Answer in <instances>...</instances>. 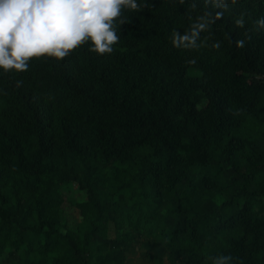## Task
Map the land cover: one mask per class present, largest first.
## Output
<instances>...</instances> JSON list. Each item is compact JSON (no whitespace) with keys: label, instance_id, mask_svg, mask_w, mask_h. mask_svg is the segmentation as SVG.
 Here are the masks:
<instances>
[{"label":"trees","instance_id":"trees-1","mask_svg":"<svg viewBox=\"0 0 264 264\" xmlns=\"http://www.w3.org/2000/svg\"><path fill=\"white\" fill-rule=\"evenodd\" d=\"M137 4L0 70V264H264V0Z\"/></svg>","mask_w":264,"mask_h":264},{"label":"clouds","instance_id":"clouds-1","mask_svg":"<svg viewBox=\"0 0 264 264\" xmlns=\"http://www.w3.org/2000/svg\"><path fill=\"white\" fill-rule=\"evenodd\" d=\"M137 7V0H0V70L24 72L34 57L62 60L85 43L98 54L111 53L120 39L115 21L123 9ZM208 23L194 25L191 34L174 32L173 45L195 47ZM211 264H234V258L219 254Z\"/></svg>","mask_w":264,"mask_h":264},{"label":"rangeland","instance_id":"rangeland-1","mask_svg":"<svg viewBox=\"0 0 264 264\" xmlns=\"http://www.w3.org/2000/svg\"><path fill=\"white\" fill-rule=\"evenodd\" d=\"M76 213H78V210H76ZM144 248H145V246L138 245L136 248L131 250L130 255H131V258H132L134 264H148L147 260L139 258V255L141 254V252Z\"/></svg>","mask_w":264,"mask_h":264}]
</instances>
